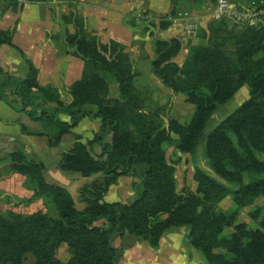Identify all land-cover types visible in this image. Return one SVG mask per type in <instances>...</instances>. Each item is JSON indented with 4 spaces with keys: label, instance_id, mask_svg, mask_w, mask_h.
I'll use <instances>...</instances> for the list:
<instances>
[{
    "label": "trees",
    "instance_id": "16d2710c",
    "mask_svg": "<svg viewBox=\"0 0 264 264\" xmlns=\"http://www.w3.org/2000/svg\"><path fill=\"white\" fill-rule=\"evenodd\" d=\"M205 1L191 0L194 8ZM247 1L256 5L260 0ZM147 14L145 10L141 15ZM168 15L159 19V29L171 26ZM65 21L74 26L64 39L83 62L80 76L67 90L41 85L36 67L24 59L23 76L0 68V99L37 122L36 131L24 125L21 129L43 137L49 147L72 134V146L60 154V169L103 177L80 189L85 206L77 209L65 187L45 180L41 161L23 148L0 153L5 175L21 174L23 186L32 191L20 203L41 199L47 209L29 214L0 212V264H23L28 254L34 264H117L122 250L113 245L116 237L129 233L155 248L163 233L181 227L188 228L189 243L203 255L205 264H264L262 208L249 214L257 219L261 213L260 229L237 220L244 206L264 197V19L239 25L224 17L211 20L198 30L196 42L178 61L175 58L183 52L179 38L155 39L149 73L193 106L186 122L165 118L164 105L149 103L148 93L140 88L145 80L121 43L113 37L102 43L85 29L80 16L71 13ZM126 23L135 25L133 20ZM14 32V26L0 30V45H11ZM111 80L116 82L117 96L110 95ZM243 85L248 98L205 133L217 107ZM84 117L100 121L85 142L72 133ZM200 141L211 174L195 161ZM95 145L100 147L97 156L90 151ZM167 147L174 148L175 157L178 152L190 154L195 192L177 191L174 174L180 158L166 157ZM131 173L139 179L133 188L140 185V193L131 202L105 201L109 185ZM226 197L230 204L222 209L218 203Z\"/></svg>",
    "mask_w": 264,
    "mask_h": 264
},
{
    "label": "crops",
    "instance_id": "0c3cea01",
    "mask_svg": "<svg viewBox=\"0 0 264 264\" xmlns=\"http://www.w3.org/2000/svg\"><path fill=\"white\" fill-rule=\"evenodd\" d=\"M234 3L249 2L241 0ZM182 4L187 6L189 14L185 13L186 10L182 11ZM209 4L206 0L198 8H194L191 0H5L0 2V30L14 26L15 32L11 45H0V68L12 76H23L24 59H28L36 67L37 79L41 85L67 90L80 76L83 67L82 60L75 54V48L67 46L64 39L66 31L74 32L72 22L65 21L71 13L80 16L85 29L95 33L102 43L111 37L121 43L136 67L152 62L155 57L154 41L157 37L178 38L183 31L181 20L208 12L215 2L210 7ZM172 9L175 12L170 16L168 14ZM145 10L148 14L143 18L141 14ZM165 15L171 18V26L159 29L158 21ZM128 20H133L135 25L127 24ZM144 22L153 24L154 27L144 28ZM207 22H201L202 28ZM148 66L150 70V64ZM140 70L138 68L137 71ZM244 86L246 85L239 90L242 91ZM64 98L67 99L66 96ZM243 99L244 97H241V100ZM60 117L68 120L65 115ZM99 124L97 118L84 117L72 129V133L80 135L84 142L86 136L96 131ZM21 125L32 131L39 128L37 122L31 121L25 114L17 111L4 98L0 99V153L23 148L37 160H41L47 168V159L54 160L58 166L61 152L73 144L72 140L64 146L65 149L57 152L56 147H61L65 138L72 134L63 136L57 146L49 147L43 137L24 133ZM93 149L98 151L97 154L100 153L99 146L95 145ZM3 165L5 164L0 163V167ZM23 182L24 176L18 173L0 177V205L5 207L0 209L1 211L15 210L10 207L12 201L1 199L3 195L15 194L24 199L32 195L31 190L22 187ZM60 184L71 193L65 184ZM104 200L108 201L107 193ZM35 201L42 203L41 199ZM114 201L120 200L108 202ZM81 208L83 206L77 209ZM188 234V228H173L163 233L158 246L153 248L146 241L123 233L113 240V245L123 250L117 264H205L203 255L189 243ZM23 264H34V258L27 255Z\"/></svg>",
    "mask_w": 264,
    "mask_h": 264
},
{
    "label": "rangeland",
    "instance_id": "374dc122",
    "mask_svg": "<svg viewBox=\"0 0 264 264\" xmlns=\"http://www.w3.org/2000/svg\"><path fill=\"white\" fill-rule=\"evenodd\" d=\"M208 4L210 7V5L214 4V3L209 1ZM186 7L187 6L185 4H182V7H181V8H183L182 11L186 10ZM188 12L189 11L186 10L185 13H188ZM225 18L228 19L231 23H234L236 25L241 24L240 22H234L232 19H230L228 17H225ZM207 23H205V26ZM200 28H202V26ZM203 28H205V27H203ZM197 32H196L195 37H189V35L186 34L185 31L184 32L182 31L179 34L178 38L180 39V41L182 43L183 52H182V54L180 53L175 58V60L178 61V60L183 59L185 52L187 51L188 47L192 43L196 42ZM142 60H144V59L142 58ZM149 64H151V62ZM148 65H139V66H136L135 68L137 70H138V68L141 69L138 73L140 74V76L142 78H144L145 83H144V85H141L140 88H143V91L148 93L149 103L152 105L155 103L164 105L163 116L165 118L166 117L176 118L180 122H186L187 120H189V118L191 117V114L193 112V106L185 100V97L182 94L174 93L168 87L163 86L159 82H157L152 77V75L149 73L150 70L147 68V67H149ZM109 87H110V93H111L110 95L112 96L113 92H114V93H116V96H117V85H116V82L114 80H111ZM242 89H243L242 91H241V89L240 90L238 89V91L233 95L232 98H230L227 102H225L224 104L219 105L217 107L216 111L209 118V120L206 124L205 130H204L205 133L209 132L216 124H218L228 114L233 112L239 106L240 103H242L245 99L248 98L247 86H244V88H242ZM241 97H244V99L241 100ZM89 137H90V135H87L84 142ZM72 140L74 141V137L72 135H68L63 142L64 144L62 143L61 147L58 146V147H56L55 150L58 152L61 149H65L64 146L66 144L70 143ZM44 141H45V139H44ZM45 144H46V141H45ZM202 145H203L202 141H200L198 143V146H197L195 161H196L198 166H200L207 173L211 174V171L205 165V161L202 157ZM173 150H174L173 147H167L166 148V157H168L171 161L175 160L177 157L180 158V160L178 161V164H176V170H175V174H174L175 179H176L177 191L179 193L184 192V191L195 192L196 187H197V183L194 179V167H193L192 158L190 157V154L178 152V153H176L177 156L175 157V155L172 153ZM90 151L93 155H95V156L98 155L97 154L98 151L93 149V147L90 148ZM28 156L37 160V158L34 155H31L28 153ZM171 156H173V157L171 158ZM37 161H41V160H37ZM49 161L47 159L48 167L47 168L45 167L46 169H44L45 180L47 182L55 183V184H58L61 186H62V184H60V183L65 184V186L71 191V194L73 196V200H75V203H74L75 207L76 208L81 207V206L84 207L85 203L81 201L80 195H79L80 189L84 185L92 182L93 180H101V178L103 177L102 173H95V174H92L90 176L83 177L82 175H80L77 172L65 171V170L58 168V166L54 160H49ZM44 166H45V164H44ZM6 171H7L6 166L5 165L1 166L0 167V174H1L0 177H4L6 174ZM138 181H139L138 177H136L132 173L128 174V175L119 176L114 183L109 185V187L107 188V190L105 192V194L107 193L108 201L120 200L121 202H131L135 198V195H137V193H140V191H141L140 185H138L137 188L136 187L133 188V183L138 182ZM15 184L17 185L18 183H15ZM22 187L25 188L24 186H22ZM14 188H16V187H14ZM1 199L12 201V204L10 205V207L15 209L14 212L30 213V212H34V211L39 210V209L42 210L43 212L47 211L43 202L41 203V202L33 201L31 203H28V204L23 203V202L20 203V200H23L24 198H20V197L16 196L15 194H5L1 197ZM229 204H230L229 199H228V197H226L218 203V206L222 209H226L229 207ZM257 207H261L262 208V214H264V197H257L254 199V201L250 205L244 206L241 209L237 220L239 222H245L249 227H251L253 229H260L261 227L259 226V221L261 220V213L257 219H252L249 215L250 212H252ZM4 208L5 207L2 206V204H1L0 209H4ZM6 210H4V211H6ZM4 211L0 210V212H4ZM99 224L101 225V223H99ZM127 234H129V233H127ZM132 236H134V235H132ZM120 249L122 250V248H120ZM63 251H64V247H61L59 249V252H58L59 258L63 257Z\"/></svg>",
    "mask_w": 264,
    "mask_h": 264
},
{
    "label": "built area",
    "instance_id": "2783aa9c",
    "mask_svg": "<svg viewBox=\"0 0 264 264\" xmlns=\"http://www.w3.org/2000/svg\"><path fill=\"white\" fill-rule=\"evenodd\" d=\"M3 1L5 0H0V2ZM223 17H228L243 24L261 22L264 19V0H260L256 5L234 3L231 0H216L214 6L208 12L182 19V30L189 37H195L196 32L202 26L201 22L217 20ZM168 19L171 20V18Z\"/></svg>",
    "mask_w": 264,
    "mask_h": 264
}]
</instances>
